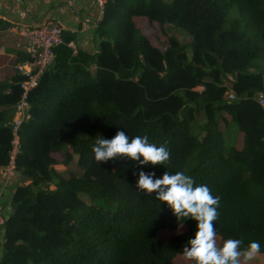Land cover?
Returning <instances> with one entry per match:
<instances>
[{
	"label": "trees",
	"instance_id": "16d2710c",
	"mask_svg": "<svg viewBox=\"0 0 264 264\" xmlns=\"http://www.w3.org/2000/svg\"><path fill=\"white\" fill-rule=\"evenodd\" d=\"M141 17L167 36L164 49L136 24ZM167 27L188 39L167 35ZM96 35L99 48L89 54L74 53L73 36L63 33L29 94L0 264H177L197 222L141 193L139 171L154 179L182 171L207 185L220 197L218 244L243 239V252L258 241L264 253V111L256 98L264 94V0H104ZM22 79L15 71L0 84V164L9 159ZM230 122L241 147L224 145ZM118 131L167 144L169 162L97 163L95 139ZM59 154L69 168L63 173ZM240 262L256 264L242 255Z\"/></svg>",
	"mask_w": 264,
	"mask_h": 264
},
{
	"label": "clouds",
	"instance_id": "9594fccd",
	"mask_svg": "<svg viewBox=\"0 0 264 264\" xmlns=\"http://www.w3.org/2000/svg\"><path fill=\"white\" fill-rule=\"evenodd\" d=\"M91 151L99 164L120 157L138 162L137 167L149 163L166 165L170 160L167 144L157 146L150 143L147 136L130 138L124 131H118L112 139L98 135ZM154 176V172L139 171L137 189L145 194L155 193V199L166 202L177 218L197 222L194 238L189 239L181 251L183 257L193 264H241L243 239L224 240L222 245L217 242L214 222L219 218L220 197L213 196L207 185H196L194 179L182 171L175 174L166 171L157 179ZM245 251L247 258L251 259L260 253L261 245L258 241H251Z\"/></svg>",
	"mask_w": 264,
	"mask_h": 264
},
{
	"label": "crops",
	"instance_id": "0c3cea01",
	"mask_svg": "<svg viewBox=\"0 0 264 264\" xmlns=\"http://www.w3.org/2000/svg\"><path fill=\"white\" fill-rule=\"evenodd\" d=\"M101 17L102 11L95 0H0V84L15 73L18 57L27 58V42L20 32L22 27L31 28L46 18L53 19L63 27V33L73 36L70 42L76 50L94 54L99 48L96 27ZM15 176L6 183L0 180V259L3 223L11 212L14 189L20 184V177ZM261 254L249 259L246 251L242 252L246 261L264 264Z\"/></svg>",
	"mask_w": 264,
	"mask_h": 264
},
{
	"label": "built area",
	"instance_id": "2783aa9c",
	"mask_svg": "<svg viewBox=\"0 0 264 264\" xmlns=\"http://www.w3.org/2000/svg\"><path fill=\"white\" fill-rule=\"evenodd\" d=\"M104 0H95V3L102 11ZM22 36L27 42L28 57L15 64L14 70L17 75L23 77L19 82L21 90L20 97L14 106L11 131V149L9 159L5 164H0V180L4 183L11 180L16 173V156L19 151V128L29 119V94L38 86L40 78L49 69L54 60L53 47L63 43V27L55 20L46 18L40 24L31 28L22 27ZM73 52H76L75 45L70 42ZM202 88V86H201ZM226 96L230 100L236 99L234 92L229 89ZM257 103L264 111V94L258 92Z\"/></svg>",
	"mask_w": 264,
	"mask_h": 264
},
{
	"label": "rangeland",
	"instance_id": "374dc122",
	"mask_svg": "<svg viewBox=\"0 0 264 264\" xmlns=\"http://www.w3.org/2000/svg\"><path fill=\"white\" fill-rule=\"evenodd\" d=\"M136 24L141 28L143 33L149 38L150 42L154 46H156L157 48L164 49L168 45L167 36L163 35L161 33V30H160L158 24L154 23V24H150L149 25L144 20V18H142V17L141 18H136ZM166 33H167V35H174L179 40L188 39V37L186 35H184L183 33H181L179 30H174V29H172L170 27H167ZM229 88H231V87H229ZM195 89L200 91V90L203 89V87L201 88V86H197ZM223 126H224L223 122L220 121V127L223 128ZM223 136H224V145H225V147H227L229 145H235V146L241 147L242 144H243L242 135H241L237 125L234 122H230L229 123V126L227 127V130L223 133ZM57 157L59 158L60 164H57L55 166V168L59 172H62V173L65 170H67V169L69 170L68 167H66L64 164H61L62 163V159H63L62 158V154H59ZM15 175L18 177L19 173L16 172ZM80 196L84 197L86 199V196L84 194H80ZM11 210H12V208H11ZM10 214H11V212H10ZM9 215H8V217H9ZM6 219H5V221H6ZM3 229H4V223H3ZM185 229H186V226L182 225L178 231H175V230H160L158 232V236L161 237V238H167V237H169V236H171L173 234H176L177 232L184 231ZM3 240H4V234H3ZM261 255H264V253L261 254ZM187 261H189V260H186L183 257V255H179L177 260L175 261V263H177V264H186ZM255 262H256V264H262L260 261H255Z\"/></svg>",
	"mask_w": 264,
	"mask_h": 264
}]
</instances>
